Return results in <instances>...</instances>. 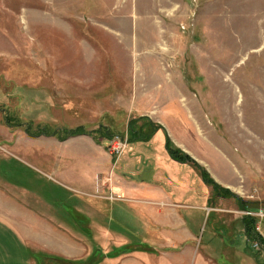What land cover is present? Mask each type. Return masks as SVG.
<instances>
[{
    "label": "rangeland",
    "instance_id": "374dc122",
    "mask_svg": "<svg viewBox=\"0 0 264 264\" xmlns=\"http://www.w3.org/2000/svg\"><path fill=\"white\" fill-rule=\"evenodd\" d=\"M0 209V264H264V0H0Z\"/></svg>",
    "mask_w": 264,
    "mask_h": 264
},
{
    "label": "crops",
    "instance_id": "0c3cea01",
    "mask_svg": "<svg viewBox=\"0 0 264 264\" xmlns=\"http://www.w3.org/2000/svg\"><path fill=\"white\" fill-rule=\"evenodd\" d=\"M157 136L158 137L155 140L158 142V140H160L162 138V135H160V133H159ZM146 145H147L146 143L133 144L132 148H130V150L127 152V154L125 155V157H123V159L121 161V165H120L121 171L128 169V170H132V172L134 174L135 173L138 174V171L141 170L143 165L140 164L138 166L137 159H138V157H140L139 153H141L145 150V149H143L142 146H146ZM163 149H165V146L163 148L161 146V144H157V145H153V147L151 148V150H149V152H145V151L144 152L146 154H148V156H154L155 154L158 155L159 161L157 163H155V165L161 163L159 165V167H161L159 170H160V172L166 174L164 179L167 182H170L169 183L170 186L174 187V182H172L170 180H172V179L177 180L175 178H178V180L176 182H178L182 186L180 194H183L184 193V185H185V183L183 182V181H185V177H184L185 172L184 171L175 172V168H173L172 163H170V162H173V160L170 158V161H169V158L168 157L166 158V156L164 155ZM142 159L144 160V158H142ZM156 167H158V165H156ZM159 170L155 171L154 174H151V177L149 179L150 180L149 186L145 187L146 185H143L141 181L140 182L137 181V183H136V181H134L135 183L130 184V187L124 183L125 189H127V190L133 189L136 191V193H141L144 188H147L146 190L148 192H151L153 195H155L157 197H162L163 194L166 196H170L171 199L176 197L178 195L177 191L173 190L172 187H169V186L167 187V184H166V186L165 185L160 186L161 184H159V179L157 178V175H156V174H158ZM169 170H170V172H169ZM152 175H153V177H152ZM59 176H61V175H59ZM136 177H137V175L134 176V178H136ZM61 178L63 179L64 177L61 176ZM63 180H65V179H63ZM83 181H85V179H82L79 182L83 183ZM76 182H77V180H75L73 183H76ZM146 183H148V182H146ZM16 229H18L17 225L14 223V221H13L12 217L9 215L8 211L3 212V209H0V231L2 230L6 234V237H7L6 244H8V245L9 244H15V242L16 243L18 242V244L20 243L21 250L24 253V258L28 262L30 260V249L28 248L26 243H24V240L22 239V237L19 236V233L17 232ZM10 246L11 245H9V247ZM3 249H5V247ZM0 254H1V252H0ZM0 257H1V255H0ZM5 258H7V259H3V260L9 261V257H8L7 253L5 254ZM0 259H2V258H0Z\"/></svg>",
    "mask_w": 264,
    "mask_h": 264
},
{
    "label": "trees",
    "instance_id": "16d2710c",
    "mask_svg": "<svg viewBox=\"0 0 264 264\" xmlns=\"http://www.w3.org/2000/svg\"><path fill=\"white\" fill-rule=\"evenodd\" d=\"M155 129L153 125H149L147 131H144L145 136H143L144 140H150V138H152V136L155 133ZM81 134V129L80 130H75V131H69V137H75V136H79Z\"/></svg>",
    "mask_w": 264,
    "mask_h": 264
}]
</instances>
